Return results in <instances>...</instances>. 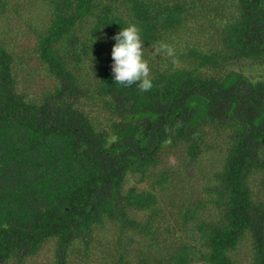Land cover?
Returning <instances> with one entry per match:
<instances>
[{
    "label": "trees",
    "instance_id": "obj_1",
    "mask_svg": "<svg viewBox=\"0 0 264 264\" xmlns=\"http://www.w3.org/2000/svg\"><path fill=\"white\" fill-rule=\"evenodd\" d=\"M13 1L0 0V264H264V0L25 2L38 14ZM22 15L35 41L16 49ZM129 24L147 92L114 81Z\"/></svg>",
    "mask_w": 264,
    "mask_h": 264
},
{
    "label": "clouds",
    "instance_id": "obj_2",
    "mask_svg": "<svg viewBox=\"0 0 264 264\" xmlns=\"http://www.w3.org/2000/svg\"><path fill=\"white\" fill-rule=\"evenodd\" d=\"M116 41L112 48V73L116 84L122 87L136 85L141 92L150 91L153 87L151 69L144 58V42L140 30L135 24L121 28L113 37ZM154 53L161 52L168 57H175V49L171 45L158 42L153 45Z\"/></svg>",
    "mask_w": 264,
    "mask_h": 264
},
{
    "label": "rangeland",
    "instance_id": "obj_3",
    "mask_svg": "<svg viewBox=\"0 0 264 264\" xmlns=\"http://www.w3.org/2000/svg\"><path fill=\"white\" fill-rule=\"evenodd\" d=\"M29 0H14L13 2L14 3H16V4H18V3H23L24 2V4L23 5H19L21 8H22V6H23V8H25V10H32V11H34L33 13L34 14H38V13H40L41 11H44V7H42V5H38V6H31V5H26L25 4V2H28ZM36 1H39V0H31L30 1V3H34V2H36ZM29 8H31V9H29ZM23 10V9H22ZM14 16L13 15H11V18H13ZM26 16H24V15H22V20H20V26H16L18 29H17V31H14V33H11V35H12V37H13V39L14 40H12L13 41V43L12 44H10V46L11 47H13L14 46V44L16 45L15 46V48L16 49H22L23 47H28V48H30L31 47V45L34 43V36H33V33H35L34 32V30H36V29H34V30H30L29 28H28V25H27V28H28V30L27 29H25V24H24V18H25ZM28 20V19H27ZM15 21V20H14ZM29 25H31V27H33V28H37V27H39L38 25H32L31 23H29ZM2 26H0V29L2 30ZM3 31H5V30H2V32ZM27 45H29V46H27ZM22 54V53H21ZM19 66V68H20V70H18V72H21L20 74H18L19 76L21 75V76H23V77H25L24 76V74L27 72V69L29 68L28 66H27V64H24V63H21V64H19L18 65ZM28 67V68H27ZM20 80H22L21 78L19 79V84L20 85H24ZM196 176V175H195ZM197 177V176H196ZM196 177H194V178H196ZM192 183L193 184H195V179H192ZM244 248H243V250H242V255H248V250H247V248H248V246L244 243ZM45 254V253H44ZM242 255H240V258H243V256ZM244 258H246V257H244ZM41 260H43V255H42V257H41ZM36 261H39V260H36Z\"/></svg>",
    "mask_w": 264,
    "mask_h": 264
}]
</instances>
